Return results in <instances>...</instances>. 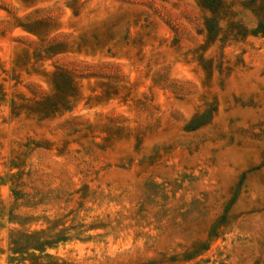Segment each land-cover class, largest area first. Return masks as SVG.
Instances as JSON below:
<instances>
[{
    "label": "rangeland",
    "instance_id": "obj_1",
    "mask_svg": "<svg viewBox=\"0 0 264 264\" xmlns=\"http://www.w3.org/2000/svg\"><path fill=\"white\" fill-rule=\"evenodd\" d=\"M0 264H264V0H0Z\"/></svg>",
    "mask_w": 264,
    "mask_h": 264
},
{
    "label": "trees",
    "instance_id": "obj_2",
    "mask_svg": "<svg viewBox=\"0 0 264 264\" xmlns=\"http://www.w3.org/2000/svg\"><path fill=\"white\" fill-rule=\"evenodd\" d=\"M192 128H194L193 126H192ZM48 244V243H47Z\"/></svg>",
    "mask_w": 264,
    "mask_h": 264
}]
</instances>
